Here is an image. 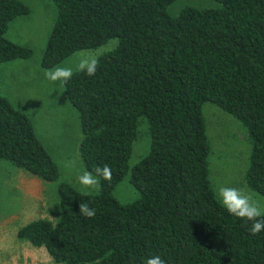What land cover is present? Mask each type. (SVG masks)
<instances>
[{
    "label": "trees",
    "instance_id": "trees-1",
    "mask_svg": "<svg viewBox=\"0 0 264 264\" xmlns=\"http://www.w3.org/2000/svg\"><path fill=\"white\" fill-rule=\"evenodd\" d=\"M51 1L42 67L116 39L94 76L75 70L63 87L84 168L95 174L108 165L111 180L92 195L59 183L57 220L29 221L16 236L69 264H144L155 255L166 264H264V230L252 235V222L214 196L201 113L208 101L241 123L250 145L244 182L264 195V0H215L175 15L166 12L172 0ZM28 11L20 0H0V63L30 56L4 36ZM139 118L148 148L130 167ZM0 160L41 181L58 176L28 116L2 95ZM125 175L138 197L120 203L111 192ZM83 202L94 217L79 214Z\"/></svg>",
    "mask_w": 264,
    "mask_h": 264
},
{
    "label": "rangeland",
    "instance_id": "rangeland-1",
    "mask_svg": "<svg viewBox=\"0 0 264 264\" xmlns=\"http://www.w3.org/2000/svg\"><path fill=\"white\" fill-rule=\"evenodd\" d=\"M20 1L29 11L10 21L4 36L29 48L31 54L26 59L0 63V95L28 116L36 137L55 163L58 176L55 181L31 179L23 170L0 160V264H69L53 261L44 249L23 243L16 236L17 229L29 221L44 218L53 223L57 220L59 183L84 193L77 180L86 170L78 153V117L65 99L63 88L59 83L47 81L44 72L57 65L72 67L75 71L81 58H97L111 50L116 39H109L93 49L75 51L52 67L44 68L40 57L54 21L55 7L51 0ZM183 6L215 7L217 3L215 0H172L166 12L175 15ZM201 113L208 143V180L216 200L220 203L218 186H227L244 189L264 205V195L250 190L244 182L250 145L241 123L208 101L202 104ZM147 148L146 124L139 118L128 160L130 167ZM111 194L120 203L138 197L128 175L114 186Z\"/></svg>",
    "mask_w": 264,
    "mask_h": 264
},
{
    "label": "clouds",
    "instance_id": "clouds-1",
    "mask_svg": "<svg viewBox=\"0 0 264 264\" xmlns=\"http://www.w3.org/2000/svg\"><path fill=\"white\" fill-rule=\"evenodd\" d=\"M99 61L95 57H84L76 64L75 69L89 77L96 74ZM73 68L57 65L52 69L45 70L44 76L50 83H59L63 88L73 77ZM93 172L83 170L77 177L78 183L82 186L85 195H92L93 192H99L101 189V179L111 180V169L108 165L98 166ZM217 196L225 210L232 216L241 220L252 222L250 232L252 235L259 234L264 230V205L253 199L251 193L241 188L218 186ZM79 214L86 218L95 216V209L90 208L86 202L79 204ZM144 264H166L159 256L155 255L146 259Z\"/></svg>",
    "mask_w": 264,
    "mask_h": 264
},
{
    "label": "crops",
    "instance_id": "crops-1",
    "mask_svg": "<svg viewBox=\"0 0 264 264\" xmlns=\"http://www.w3.org/2000/svg\"><path fill=\"white\" fill-rule=\"evenodd\" d=\"M31 177V176H30ZM24 179V178H23ZM23 179L21 180V184H22V181H23ZM28 179V178H27ZM31 179H33L32 177H31ZM36 181V180H35ZM41 181V180H40ZM24 241V240H23ZM26 241H24L23 243H25ZM28 243V242H27ZM29 244V243H28ZM27 244V245H28ZM30 245V244H29ZM34 247V246H33ZM32 248V247H31ZM42 248V247H41ZM32 249H35V248H32ZM43 249V248H42Z\"/></svg>",
    "mask_w": 264,
    "mask_h": 264
}]
</instances>
